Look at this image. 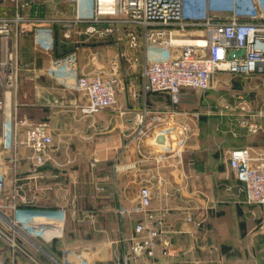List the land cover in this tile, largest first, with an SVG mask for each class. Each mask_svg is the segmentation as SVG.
Masks as SVG:
<instances>
[{
    "label": "crops",
    "instance_id": "crops-1",
    "mask_svg": "<svg viewBox=\"0 0 264 264\" xmlns=\"http://www.w3.org/2000/svg\"><path fill=\"white\" fill-rule=\"evenodd\" d=\"M21 4L25 6L21 10L24 20L19 28L18 49L21 65L26 67L22 68L20 90L13 98L14 113L18 121L47 123L53 144L44 166L36 165L33 151L27 148L17 150L18 165L14 166V153L4 148L5 128L0 114V176L5 182L0 193L1 232L35 250L39 264H77V256L87 264H122L133 245L135 226L141 221L140 187L148 185L154 196L152 208L169 210V256L159 246L154 258L145 256L128 264H264L262 210L247 203L243 187L228 165L229 153L234 149L225 148L223 166L215 167L212 159L218 157L217 152L204 144L209 138H190L183 148L176 135L167 136L165 146L157 144L159 133L141 145L134 140L132 118L137 111L146 107L165 116L173 107L166 95L142 93L145 51L131 52L126 40L119 41L117 36L111 38L112 42L124 50L105 60L99 36L86 33L89 25L73 22V8L67 5L61 12L46 2L21 0ZM230 6L231 0H188L184 13L190 21L229 20ZM0 12L13 16L12 0H0ZM46 30L51 31L54 41L51 52L42 51L36 44L38 33ZM204 33L201 23L184 32L175 30L173 38L189 42ZM67 34L69 38H65ZM74 53L78 56L77 77L106 78L111 64L121 63L122 85L113 109L84 115L81 109L87 97L76 90V77L49 74L54 61ZM233 77L249 80L245 91L264 97V76ZM243 104L247 105L244 111L264 115V106ZM25 130L20 126L19 136ZM166 151L179 156L157 164L156 159ZM202 157L212 165L204 167L199 161ZM14 207L64 210L66 217L63 222L42 218L32 222L46 234L42 240L22 226L12 228ZM189 210L203 221L200 229L186 222ZM26 236L36 241L44 253L37 251ZM0 261L35 264L24 251L13 252L1 234Z\"/></svg>",
    "mask_w": 264,
    "mask_h": 264
},
{
    "label": "built area",
    "instance_id": "built-area-1",
    "mask_svg": "<svg viewBox=\"0 0 264 264\" xmlns=\"http://www.w3.org/2000/svg\"><path fill=\"white\" fill-rule=\"evenodd\" d=\"M60 1L74 9V23L89 25L87 34L99 35L101 32L97 27H105L104 35L116 34L120 37L119 41L125 39L131 52L144 50L147 61L141 72L142 93L145 96L166 95L172 106L180 104L185 89L203 92L213 90L221 75L264 76V0H231L228 10L232 12V17L229 20L196 18L191 21L184 13L188 0H85L90 11L88 19L81 15L83 0ZM12 2L15 5L13 16L0 12V114L5 128L4 148L14 153L11 159L14 166L18 163L17 150L27 148L33 151L36 165L42 167L50 159L53 144L49 126L18 121L14 113L13 98L18 94L21 76L18 36L24 20L21 10L25 5L21 4V0ZM201 23L205 27L201 37L189 42L174 40L175 30L184 32ZM65 38H69V34ZM36 44L42 51L51 52L54 48L51 31H40ZM77 71L78 56L74 53L54 61L49 74L76 77V90L87 97V104L81 109L84 115L92 116L117 105V88L121 83L118 68L115 67L107 79L101 76L77 77ZM132 123L138 128L134 140L139 145L154 136L155 126L165 124L160 118H151L146 108L134 114ZM20 126L26 128L22 137L18 134ZM165 131L167 133L159 134H176L180 148L185 146L188 140L185 128L172 127ZM173 155L179 156L176 152L166 151L156 159L157 164H163ZM228 165L238 183L243 186L247 203L261 208L264 222V155L254 154L247 148L234 149L229 153ZM4 189V178L0 176V193ZM153 199L152 188L142 185L138 196L141 221L134 229L138 239L130 248L137 259L145 256L154 258L159 246L163 247V254L169 256L171 243L166 221L169 210L153 209ZM14 212L12 228L22 226L35 238L42 240L47 238L46 234L32 222L40 218L63 222L66 217L64 210L29 213L14 207ZM186 222L197 229L203 224L192 212L187 213ZM0 234L11 244L13 252L22 251L14 238L10 240L1 231ZM27 239L37 251L44 253L36 241L33 243ZM126 255L129 262V255ZM75 260L77 264H87L78 256ZM0 264L3 263L0 261ZM35 264L39 263L35 261Z\"/></svg>",
    "mask_w": 264,
    "mask_h": 264
},
{
    "label": "rangeland",
    "instance_id": "rangeland-1",
    "mask_svg": "<svg viewBox=\"0 0 264 264\" xmlns=\"http://www.w3.org/2000/svg\"><path fill=\"white\" fill-rule=\"evenodd\" d=\"M43 2L49 3L51 6L54 5L56 9L60 10L61 12H64V10L67 8V4L60 0L41 1V3ZM41 5L47 6L43 4ZM81 15L85 19H88L90 17L89 5L85 0L82 1ZM99 30L101 34H99L98 36L101 40L100 45L104 46L105 60L108 57L112 58L115 54L117 55L119 50H124L123 46L117 45V42L115 41L114 43L112 42L111 38L116 39V34L109 36L104 35L103 31L105 30V27H98V31ZM26 51L27 50H25V52ZM19 57L21 58L20 53ZM115 63L116 62H113L111 64V71L105 79L111 77V75L113 74V67L117 66L116 68H118V75L121 72V63H117V65ZM25 67V65L23 67L21 65V72L22 68ZM245 82L246 81L240 79L239 77L221 75L219 77V83L216 84L215 88L211 91L203 92L189 89L184 90L182 92L180 104L178 106H173L172 109L170 108L171 110H169V112H166L165 116L154 114L149 109L151 118H160L164 122L166 121V124L164 125L155 126V134L166 132V129L170 130L172 127L185 128L186 137L188 138L185 146H188L190 138H209L208 140L210 141H208L207 143L205 142L204 144H206V148H209L211 151L213 150L217 152L218 157L212 159V164L215 167L223 166L225 161V148H247L251 149L254 154L264 155V133L262 134L260 130L262 129L264 131V115L261 112L260 114L254 115L252 114L254 111H244V109H247V105L243 104L247 102L248 105H260V107H262L264 106V97L261 95L259 96L255 93H251L250 90L245 91L246 86L250 85L251 83L249 82V80L246 83ZM121 85L122 83H120L117 88V101L118 96L120 95L119 89ZM25 88L26 90H29L27 91L28 94L32 93L30 86H27ZM246 92H248V94L245 95ZM145 108H143L141 111H137L135 114L143 112ZM148 121H150V118ZM44 124L48 125L47 123ZM132 130V135L138 133V128L134 126V124ZM199 161L204 165V167H209L212 165L207 163V161L209 160L205 157L200 158ZM217 180L219 181V179ZM189 212L192 211H187V213ZM9 239L11 240L12 237H9ZM137 239L138 237L134 236V241H136ZM17 245L22 251H24V253H26V257L29 261H37L35 259V250L33 251V249H30L29 247L26 248L20 243H17ZM9 246L11 247L10 243ZM126 254L129 255V262L128 260H126ZM126 254L124 256V261H122V264H128L133 259L139 260L144 258H134V255L130 252V250L127 251Z\"/></svg>",
    "mask_w": 264,
    "mask_h": 264
},
{
    "label": "water",
    "instance_id": "water-1",
    "mask_svg": "<svg viewBox=\"0 0 264 264\" xmlns=\"http://www.w3.org/2000/svg\"><path fill=\"white\" fill-rule=\"evenodd\" d=\"M157 144H159L160 146H164L165 144H166V139H165V137L164 136H159L158 138H157Z\"/></svg>",
    "mask_w": 264,
    "mask_h": 264
},
{
    "label": "trees",
    "instance_id": "trees-1",
    "mask_svg": "<svg viewBox=\"0 0 264 264\" xmlns=\"http://www.w3.org/2000/svg\"><path fill=\"white\" fill-rule=\"evenodd\" d=\"M264 138V137H263ZM22 211H26V212H29V213H35V212H44L43 210H38V209H35V208H25V209H21ZM36 210V211H35ZM46 212V211H45ZM46 251V250H45ZM48 252V251H47Z\"/></svg>",
    "mask_w": 264,
    "mask_h": 264
},
{
    "label": "bare ground",
    "instance_id": "bare-ground-1",
    "mask_svg": "<svg viewBox=\"0 0 264 264\" xmlns=\"http://www.w3.org/2000/svg\"><path fill=\"white\" fill-rule=\"evenodd\" d=\"M161 135H162V134H161ZM161 135H160V136H161ZM162 136L165 137V139H166V143H167V136H168V135H166V134L164 135V134H163ZM164 146H165V145H164Z\"/></svg>",
    "mask_w": 264,
    "mask_h": 264
}]
</instances>
